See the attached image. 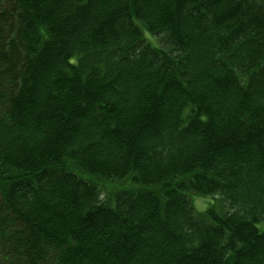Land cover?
Segmentation results:
<instances>
[{"label": "trees", "instance_id": "16d2710c", "mask_svg": "<svg viewBox=\"0 0 264 264\" xmlns=\"http://www.w3.org/2000/svg\"><path fill=\"white\" fill-rule=\"evenodd\" d=\"M0 264H264V0H0Z\"/></svg>", "mask_w": 264, "mask_h": 264}, {"label": "rangeland", "instance_id": "374dc122", "mask_svg": "<svg viewBox=\"0 0 264 264\" xmlns=\"http://www.w3.org/2000/svg\"><path fill=\"white\" fill-rule=\"evenodd\" d=\"M145 38L152 44L156 43L155 40H152V37L148 35L147 33H144ZM153 41V42H152ZM153 44V45H154ZM106 185V186H104ZM101 191H102V199L109 200L111 197V194L113 192L111 191H117V190H140L142 187L135 186L131 183V180L129 178H126L122 181H109L104 184H101ZM111 190V191H110ZM190 199L192 201L193 207L195 212L201 213L203 212L208 206L210 205H216L218 210H221V206L218 205V200L214 197L208 196V197H201V196H190ZM111 205H113L111 203Z\"/></svg>", "mask_w": 264, "mask_h": 264}]
</instances>
